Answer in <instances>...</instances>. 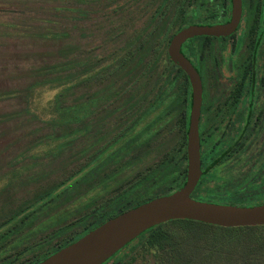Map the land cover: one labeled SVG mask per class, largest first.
<instances>
[{
	"label": "trees",
	"instance_id": "obj_1",
	"mask_svg": "<svg viewBox=\"0 0 264 264\" xmlns=\"http://www.w3.org/2000/svg\"><path fill=\"white\" fill-rule=\"evenodd\" d=\"M50 1L54 3L52 19L73 14L71 18L86 23L90 15L103 12L104 21L95 22L104 33L108 27L107 36H116L121 42L110 56L83 59L75 53L78 47L69 42L68 30L51 31L42 36L61 44L50 56L53 61L29 70L32 82L24 89L8 92L25 103L28 114L39 110L45 94L54 92L42 107L44 127L32 133L39 138L16 161L67 153L62 168L81 165L65 179L40 186L23 199L17 198L20 187L40 184L48 175L40 172L25 180L32 164L1 175L0 264H39L108 220L176 193L187 180L192 89L187 74L170 59L168 47L181 30L213 24L212 0ZM142 16L147 19L137 27ZM128 18L132 26L125 23ZM226 51L224 41L213 37H197L182 46L203 82L200 137L208 141L218 134L247 135L256 140L263 129L264 102L260 99L264 93L233 92L226 87L218 94L220 115L216 120L212 115L215 99L207 93L208 66L220 63L225 71ZM97 80H101L99 87L89 90L88 85ZM244 102L246 110L241 108ZM102 107L103 114H99ZM19 114H0V127ZM173 135L172 144L169 141L164 151V138ZM42 148L43 155L33 153ZM260 167L249 163L243 194L231 191L236 195L230 206L262 203L261 186L252 185ZM209 171L193 199L206 202L200 198L210 200L230 192L218 184V176L215 182ZM236 188L242 187L234 185L232 190ZM216 229L235 235L231 239L218 237ZM223 253V258L237 264H257L255 260L264 255V226L222 228L173 220L146 231L105 264H143L150 257L156 264H214ZM30 254L33 259L24 263Z\"/></svg>",
	"mask_w": 264,
	"mask_h": 264
},
{
	"label": "rangeland",
	"instance_id": "obj_2",
	"mask_svg": "<svg viewBox=\"0 0 264 264\" xmlns=\"http://www.w3.org/2000/svg\"><path fill=\"white\" fill-rule=\"evenodd\" d=\"M53 5L54 3L50 0H0V114L20 113L10 124L0 127V185L3 179L1 175L13 168H23L28 164H32L33 168L30 172L24 174L23 178L25 180L36 177L35 175L40 172L48 175L40 184L31 182L25 185V187H20L18 189L20 195L17 194L18 199L19 197L21 199L31 197L32 192L35 193L40 189V186H49L65 179L77 166L81 165V163L76 166L70 164L67 168H62V165L68 159L67 153L56 157L40 156L37 161L31 157L16 161V158L22 155V152L33 141L39 138L36 134L33 135L32 133L35 129L44 127V123L41 122L42 107L54 95V92L45 94L39 110H36L33 114H28L26 113L25 103L17 96L8 94L12 90L24 89L32 82L29 78V70L53 61V58L50 56L61 44L42 35H46L51 31L68 30L70 33L69 42L74 43L78 47L79 50L75 53L82 56L83 59L101 54L110 56L121 42V39L116 36H107L110 33L108 31L106 34L108 27H106L104 33L102 32L103 29H101L100 24L95 22L99 20L104 21L102 17L104 15L103 12L101 15H90L86 23L71 18L73 14L70 18L69 16L65 18L57 17V19L53 18L57 21L54 23L52 21L53 19L50 18L51 13H53L50 9ZM146 19L145 16L138 19L137 27L143 25ZM125 23L128 26H132L129 18L126 19ZM83 29H87L86 34L83 33ZM79 32H82V36ZM208 69L207 93L209 98L212 99L214 96L222 94L221 90L228 87V81L220 63L216 67L209 65ZM100 82L101 80L94 81L88 85V89L91 91L97 89ZM263 102L264 97L260 99V103ZM100 109L98 113L103 114V107ZM35 114L39 115V118ZM42 118H45V116H42ZM261 128L263 129L260 136H258L259 138L249 147V159L259 150L262 142L261 136L264 137V118ZM173 137L175 136L164 138V151H166L169 141L172 144ZM44 151L42 148L39 151L35 150L33 153L38 152V154L43 155ZM34 162L36 166H34ZM200 199L219 205H231L227 199L222 198L208 200L206 197H202ZM215 231L218 237H224L225 239H231L235 235L231 231H222L219 229ZM32 255L26 256L23 259L26 260L24 263H29L33 259ZM223 256L224 253L221 260L219 259L213 263L237 264L236 260L233 261L223 258ZM255 262L257 264H264V255L259 260H255ZM143 264L156 263L150 257Z\"/></svg>",
	"mask_w": 264,
	"mask_h": 264
},
{
	"label": "water",
	"instance_id": "obj_3",
	"mask_svg": "<svg viewBox=\"0 0 264 264\" xmlns=\"http://www.w3.org/2000/svg\"><path fill=\"white\" fill-rule=\"evenodd\" d=\"M241 16L242 0H233L230 22L216 26L191 25L178 32L168 47L170 59L187 74L192 89L185 185L174 194L153 199L108 220L39 264H105L146 231L173 220H191L222 228L264 226V204L238 207L192 198L203 173L200 139L203 82L200 73L182 52V46L197 37H227L237 29Z\"/></svg>",
	"mask_w": 264,
	"mask_h": 264
},
{
	"label": "flooded vegetation",
	"instance_id": "obj_4",
	"mask_svg": "<svg viewBox=\"0 0 264 264\" xmlns=\"http://www.w3.org/2000/svg\"><path fill=\"white\" fill-rule=\"evenodd\" d=\"M232 17L233 0H212V25L228 23ZM213 38L223 40L227 46L224 71L228 81L227 89L240 93L252 90L264 93V0H242V16L237 29L227 37ZM248 69L249 72H246ZM214 99L212 115L216 120L222 104L219 103L218 95L214 96ZM246 106L247 103L244 102L242 110H246ZM261 138L259 150L249 159L248 150L255 141L254 137L218 134L210 137L208 141L205 137H200L203 172L200 182L202 180V185L205 183L209 168L213 180H220L218 184L227 186L230 190L225 195L216 194L215 198L232 202L236 193L231 191L243 194V185L248 182L251 162L252 166H261L252 179V185L261 186L258 192H262L264 201V137ZM206 142L209 143L205 145ZM258 157L259 160H255ZM234 185H241L242 188L232 190Z\"/></svg>",
	"mask_w": 264,
	"mask_h": 264
}]
</instances>
